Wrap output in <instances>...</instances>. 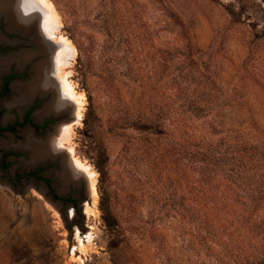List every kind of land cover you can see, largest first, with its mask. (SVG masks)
<instances>
[{
    "label": "rangeland",
    "instance_id": "1",
    "mask_svg": "<svg viewBox=\"0 0 264 264\" xmlns=\"http://www.w3.org/2000/svg\"><path fill=\"white\" fill-rule=\"evenodd\" d=\"M49 2L84 94L63 162L95 171V211L87 180L58 207L8 156L0 264H264V0ZM22 135L0 131V161Z\"/></svg>",
    "mask_w": 264,
    "mask_h": 264
},
{
    "label": "flooded vegetation",
    "instance_id": "2",
    "mask_svg": "<svg viewBox=\"0 0 264 264\" xmlns=\"http://www.w3.org/2000/svg\"><path fill=\"white\" fill-rule=\"evenodd\" d=\"M9 14L7 10L0 12V57L23 54L27 51L33 53L20 65H16L11 59L8 66L0 71V77L1 74H6L0 82V98L13 90V95L6 101L5 106H8L10 113L11 111L17 113V119L5 128L0 127V131L22 133V137L24 136L23 141L18 143L16 141L9 151L3 154L4 158L0 161V167L5 170L6 158L8 156L14 158L20 152L22 155L19 161L23 163V171L17 173L15 179L27 180L32 185L39 183L46 197L52 201L58 198L63 202L74 203L73 196L64 193L67 192L69 186H77L79 182H74L73 179L65 181L64 151L57 147L46 150L47 143H50L54 136V134L50 136L49 134L57 130L55 128L57 119L66 114L65 110L58 112L48 108L54 100V88L34 89L29 97L20 103L17 100L21 99L23 94L14 87L16 84L30 83L39 75V66L47 56L45 42L39 37L35 25L28 28H23L20 24L18 27L11 26ZM4 45L9 47L3 48ZM8 102H12L11 105L7 104ZM10 118L14 117L11 115ZM54 180L58 182L57 186L54 185ZM63 181L67 182L66 185Z\"/></svg>",
    "mask_w": 264,
    "mask_h": 264
},
{
    "label": "bare ground",
    "instance_id": "3",
    "mask_svg": "<svg viewBox=\"0 0 264 264\" xmlns=\"http://www.w3.org/2000/svg\"><path fill=\"white\" fill-rule=\"evenodd\" d=\"M6 10L10 12L11 26L18 27L20 24L21 27L28 28L35 25L39 37L45 42L47 52L45 60L39 66L40 73L38 70L39 75L36 76L35 80L14 86L23 94L21 99L17 101L22 103L34 89L47 90L54 88V100L51 101L48 108L58 112L68 110L74 116V120L70 118L61 123L58 127L60 137L54 135L50 143H47L46 150H52L53 147L63 149L64 142L69 140L71 124L77 123L81 118L84 103V94L75 91L73 83L67 78L70 71L66 72L64 69L67 64H70V59L75 53V47L66 37L57 35L60 20L49 0H0V12ZM32 53V51H27L13 56H1L0 71L8 66L11 59L13 62L15 61L16 65H20ZM11 103L8 102L7 104L11 105ZM0 144H2L1 140ZM68 149L70 159L65 163V167L69 172L65 173V181L73 179L74 182L83 181L85 183L87 180V189L92 197V204L87 203L85 206L86 211L92 213L95 211L94 207L97 199L96 173L86 160L72 155L74 152L73 146H68Z\"/></svg>",
    "mask_w": 264,
    "mask_h": 264
},
{
    "label": "water",
    "instance_id": "4",
    "mask_svg": "<svg viewBox=\"0 0 264 264\" xmlns=\"http://www.w3.org/2000/svg\"><path fill=\"white\" fill-rule=\"evenodd\" d=\"M80 183L82 182V181H79ZM82 184H83V182H82ZM49 201H52L51 199H49L48 197H46ZM53 202V201H52ZM53 203H55V202H53ZM60 204H61V202H58V203H55V205H57L58 207H60Z\"/></svg>",
    "mask_w": 264,
    "mask_h": 264
}]
</instances>
